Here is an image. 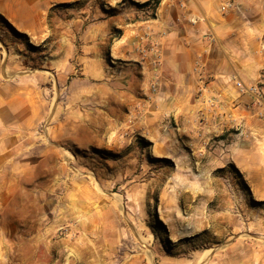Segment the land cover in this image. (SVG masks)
Masks as SVG:
<instances>
[{
  "label": "rangeland",
  "instance_id": "1",
  "mask_svg": "<svg viewBox=\"0 0 264 264\" xmlns=\"http://www.w3.org/2000/svg\"><path fill=\"white\" fill-rule=\"evenodd\" d=\"M125 2L128 8H146ZM84 7H52L46 20L51 33L42 43L0 14L3 65L6 60L18 64L16 69L11 65L17 73L10 78L30 75L33 85L25 84L37 90L35 97L46 112L33 127L34 146L28 154L47 157L48 178H54L49 188L58 190L48 196L39 191L19 194L20 189L14 194V187L24 183L41 188L39 180L0 181V264H25V257L40 264L42 241L56 238L78 244L74 264H106L84 254L98 234L89 216L105 204L117 210L123 236L139 238L165 254L167 262L161 264H217V259L224 264H264V200L254 198L230 159L228 141L210 132L191 137L168 118L166 128L155 130L157 136L146 132L141 106L119 99L128 86L121 69H112L107 49L96 63L89 61L84 51L90 38L71 35L74 28H88ZM58 38L66 41L65 49L57 48ZM74 124L80 128L72 129ZM136 247L122 246L130 259L136 257ZM65 258L60 263H66Z\"/></svg>",
  "mask_w": 264,
  "mask_h": 264
},
{
  "label": "crops",
  "instance_id": "2",
  "mask_svg": "<svg viewBox=\"0 0 264 264\" xmlns=\"http://www.w3.org/2000/svg\"><path fill=\"white\" fill-rule=\"evenodd\" d=\"M132 1L143 4L150 0ZM231 1L237 6L222 12V6ZM71 3L86 6L82 11L87 10V14L82 18L89 22L82 32L74 28L72 37L82 34L90 38L84 51L89 61L97 62L107 49L109 62L114 63L112 69H121L128 86L125 96L119 99L141 106L138 110H142L146 132L152 135L157 128H166L168 118L191 137L198 132L216 133L217 138L223 135L220 141H228V155L251 187L252 195L264 200V97L257 104L256 94L249 91L259 86L264 94V0H160L156 7L150 4L141 9L135 4L126 7L124 0H0V14L17 29L23 28L22 34L42 43L51 33L46 22L48 11ZM103 7L116 9V13L102 11ZM65 45L66 41L58 38L57 48L65 49ZM70 47L67 51L75 45ZM152 47H157L160 55L158 69L153 64ZM2 53L0 44V181L38 179L41 188H29L24 183L14 187V194L20 189L19 194L39 191L41 196H48L57 190L49 188V180L54 178H48V159L28 154L34 146L33 127L42 122L46 112L40 107V98L35 97L39 95L37 90L26 85L32 84L30 75L10 78L11 73L13 77L17 73L11 68H18V64L6 60L3 65ZM154 81L158 84L156 92L152 91ZM109 84L113 81H107ZM71 128L80 126L74 124ZM190 145L198 144L191 141ZM55 169L51 172L54 175ZM44 205L47 208L48 201ZM105 205L89 216L95 219L98 234L85 246L88 259L105 260L106 264L167 262L158 247L150 244L149 248L139 238L123 236L114 215L117 210ZM134 244L136 257L130 259L122 246ZM41 245L44 252L40 264H74L77 260L78 244L68 239L42 241ZM63 256L66 263H60ZM34 259L25 257L24 262L33 264Z\"/></svg>",
  "mask_w": 264,
  "mask_h": 264
},
{
  "label": "built area",
  "instance_id": "3",
  "mask_svg": "<svg viewBox=\"0 0 264 264\" xmlns=\"http://www.w3.org/2000/svg\"><path fill=\"white\" fill-rule=\"evenodd\" d=\"M236 3L234 1L228 2L226 4H224L221 8L222 12H227L229 10H232L236 7ZM151 54H152V59H153V64L156 67V69H158L161 65V60H160V55L158 52V48L157 47H152L150 50ZM158 90V84L157 82L154 81L153 85H152V91L156 92ZM249 91L251 93L256 94L257 98H258V103L262 102V99L264 97V94L260 91L259 86H252L251 88H249Z\"/></svg>",
  "mask_w": 264,
  "mask_h": 264
},
{
  "label": "trees",
  "instance_id": "4",
  "mask_svg": "<svg viewBox=\"0 0 264 264\" xmlns=\"http://www.w3.org/2000/svg\"><path fill=\"white\" fill-rule=\"evenodd\" d=\"M126 1V0H124ZM160 3V0H150L148 2H145L143 4H140V3H136V5L138 7H147L148 5L152 4L154 7L158 6V4ZM5 22L8 24L7 20H5Z\"/></svg>",
  "mask_w": 264,
  "mask_h": 264
},
{
  "label": "bare ground",
  "instance_id": "5",
  "mask_svg": "<svg viewBox=\"0 0 264 264\" xmlns=\"http://www.w3.org/2000/svg\"><path fill=\"white\" fill-rule=\"evenodd\" d=\"M19 29V31H21V32H25V31H23L21 28H18ZM28 34V33H27ZM29 35V34H28ZM33 37V36H32ZM6 56H8V53H7V55ZM57 76V75H56ZM11 89V88H10ZM31 89V88H30ZM11 100V99H10ZM40 108V107H39ZM23 126V125H22ZM7 128V127H6ZM8 136V135H7ZM73 231V230H72ZM46 238V237H45Z\"/></svg>",
  "mask_w": 264,
  "mask_h": 264
}]
</instances>
